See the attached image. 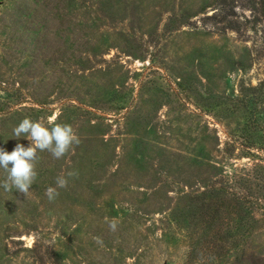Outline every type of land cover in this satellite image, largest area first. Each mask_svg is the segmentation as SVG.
I'll return each mask as SVG.
<instances>
[{"label":"rangeland","instance_id":"obj_1","mask_svg":"<svg viewBox=\"0 0 264 264\" xmlns=\"http://www.w3.org/2000/svg\"><path fill=\"white\" fill-rule=\"evenodd\" d=\"M25 117L81 143L0 187V264H264V0H0V147Z\"/></svg>","mask_w":264,"mask_h":264},{"label":"clouds","instance_id":"obj_2","mask_svg":"<svg viewBox=\"0 0 264 264\" xmlns=\"http://www.w3.org/2000/svg\"><path fill=\"white\" fill-rule=\"evenodd\" d=\"M26 137L31 141L30 146L18 143L14 150L8 152L4 147H0V169L6 173L0 187L6 192L13 189L28 196L30 189L37 178L38 153L47 151L54 159H62L70 152H75V147L79 146L81 139L78 132L71 124H56L47 126L43 121L32 120L25 117L18 126L13 129V138ZM75 172L67 174L68 177L75 176ZM68 186V178L60 175L56 178V186L46 189L45 195L50 201H54L59 196L58 189ZM109 229L116 232L118 223L115 219L109 222ZM97 243L102 244V238H94Z\"/></svg>","mask_w":264,"mask_h":264}]
</instances>
